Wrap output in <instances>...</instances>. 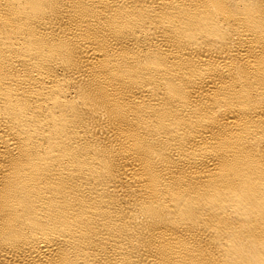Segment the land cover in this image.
I'll list each match as a JSON object with an SVG mask.
<instances>
[{
	"label": "bare ground",
	"instance_id": "obj_1",
	"mask_svg": "<svg viewBox=\"0 0 264 264\" xmlns=\"http://www.w3.org/2000/svg\"><path fill=\"white\" fill-rule=\"evenodd\" d=\"M0 264H264V0H0Z\"/></svg>",
	"mask_w": 264,
	"mask_h": 264
}]
</instances>
